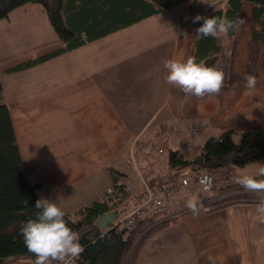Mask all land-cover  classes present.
<instances>
[{
	"label": "crops",
	"instance_id": "crops-1",
	"mask_svg": "<svg viewBox=\"0 0 264 264\" xmlns=\"http://www.w3.org/2000/svg\"><path fill=\"white\" fill-rule=\"evenodd\" d=\"M192 1L93 40L82 32L80 47L19 70L13 68L66 49V43L40 4H26L0 20L3 98L22 160L35 168L30 181L41 182L40 198L53 200L71 216L94 201L109 200L121 217L149 189L177 184L187 171L169 168V150L192 159L210 137L264 128V47L256 87L244 86L253 36L250 2L242 4L239 15L246 24L226 42V79L218 95L198 99L166 83L165 60L194 57ZM190 125L202 126L199 136H204L184 146L178 131ZM165 128L174 131L161 139L163 152H155L151 141ZM114 171L122 174L118 183ZM238 171L236 166L215 171L208 195L193 188L170 198V212L179 215L146 240L136 264H264V218L257 204L209 213L200 207L237 184L245 175ZM189 200L200 207L197 215L188 209Z\"/></svg>",
	"mask_w": 264,
	"mask_h": 264
},
{
	"label": "trees",
	"instance_id": "trees-1",
	"mask_svg": "<svg viewBox=\"0 0 264 264\" xmlns=\"http://www.w3.org/2000/svg\"><path fill=\"white\" fill-rule=\"evenodd\" d=\"M188 1L190 0H0V20L16 8L30 3L40 4L46 9L56 32L66 43V49L13 68L19 70L50 59L65 50L80 47L85 43L81 38L82 32H86L88 40H93L118 26L130 25L164 9L182 6ZM195 1L197 0H193L190 6L192 13L188 20L196 28L203 23L192 22L196 15L236 19L244 2L253 4V36L248 46L246 75L255 76L264 47V0H220L208 8L197 6ZM235 32L230 30L227 36L219 40L212 37L197 39L194 53L197 62L203 61L208 66L218 68L221 61L227 60L225 45L233 39ZM235 136L236 132L230 129L218 137L208 138L198 155L192 159L185 158L179 150H169V168L177 174L187 170L182 174V179L206 172L214 173L229 166L246 167L257 161L264 163V128L246 129L240 133L238 141ZM34 172L35 168L25 163L20 155L10 108L4 102L0 81V264H34L35 257L27 251L19 234L20 223L35 218L38 211L34 204L40 198L37 188L41 182L30 181ZM112 174L118 183L122 174L115 171ZM255 177L264 179L258 175ZM260 195L247 192L240 185L234 184L221 189L218 197L202 201L200 207L209 213L238 204H258ZM114 209L116 204H111L109 200L94 201L77 212L76 220L65 214L68 226L78 233L80 243L85 247L78 264H136L146 240L171 221L155 224L153 219L147 218L133 232L117 227L101 230L96 225V220Z\"/></svg>",
	"mask_w": 264,
	"mask_h": 264
},
{
	"label": "clouds",
	"instance_id": "clouds-1",
	"mask_svg": "<svg viewBox=\"0 0 264 264\" xmlns=\"http://www.w3.org/2000/svg\"><path fill=\"white\" fill-rule=\"evenodd\" d=\"M200 21L203 23L195 29L197 39L212 37L219 40L227 36L230 30L238 31L246 24L245 19H229L227 16L208 18L196 15L192 20L193 23ZM163 66L167 71L166 83L185 96L198 99L216 96L224 86L223 71L203 61L197 62L195 57L167 59ZM256 85L257 78L254 75L244 76L246 89L252 90ZM257 175L264 177V166L258 169ZM236 183L247 192L261 194L256 212L264 218V179L241 175L236 178ZM34 206L38 210L35 218L22 221L19 228L25 248L35 257L34 264H73L85 247L80 243L78 233L68 226L65 212L53 200L44 197L37 199ZM187 207L193 215L199 213L200 207L196 201L189 200Z\"/></svg>",
	"mask_w": 264,
	"mask_h": 264
},
{
	"label": "built area",
	"instance_id": "built-area-1",
	"mask_svg": "<svg viewBox=\"0 0 264 264\" xmlns=\"http://www.w3.org/2000/svg\"><path fill=\"white\" fill-rule=\"evenodd\" d=\"M203 129L204 128L202 126L198 125L182 127L180 131H178L182 145H191L193 138L199 135ZM173 131L174 130L171 128H165L161 130V132H159L157 136L151 141L152 149L155 152L162 153L163 149L160 143L161 139L165 136H168ZM145 146H147V143L145 142L140 144L141 148H144ZM130 156L131 158H134L135 154L131 153ZM141 175L144 178L148 175V172L145 171ZM215 183L216 178L214 174L212 172H206L193 177H184L177 184L159 186L154 190L149 189L145 198L135 209L119 217L108 227V229L117 227L127 232H133L137 226L147 218L153 219L155 224L161 223L165 220L173 219L179 214L170 212L168 205L170 198L179 192L193 188L199 190L203 195H208L214 191ZM205 188L208 190L204 191ZM105 231H107V229ZM79 258L80 257L76 258L73 264H78ZM54 264H56V262H54Z\"/></svg>",
	"mask_w": 264,
	"mask_h": 264
},
{
	"label": "rangeland",
	"instance_id": "rangeland-1",
	"mask_svg": "<svg viewBox=\"0 0 264 264\" xmlns=\"http://www.w3.org/2000/svg\"><path fill=\"white\" fill-rule=\"evenodd\" d=\"M217 1H220V0H197L194 2V4H196L197 6H201V7H204V8H208L209 6H213L214 3H216ZM193 2V1H192ZM194 5V6H196ZM227 60L226 61H221L220 64L218 65V69H220L221 71H223L224 73V76H225V79H226V69H227ZM224 79V81H225ZM204 135H198L196 136L195 140H198L200 137H202ZM237 138V141L239 140L240 136H236ZM167 154H165L166 156ZM261 166H264V163L261 162V161H257V162H254L252 164H249L247 167H237L238 168V172L239 174H245V175H251V176H256L257 173H258V169L261 167ZM213 173V172H212ZM214 176H215V173H213ZM193 177V176H192ZM216 178V177H215ZM75 220L77 219V216H72ZM157 220V219H156Z\"/></svg>",
	"mask_w": 264,
	"mask_h": 264
},
{
	"label": "water",
	"instance_id": "water-1",
	"mask_svg": "<svg viewBox=\"0 0 264 264\" xmlns=\"http://www.w3.org/2000/svg\"><path fill=\"white\" fill-rule=\"evenodd\" d=\"M119 217L117 210L104 213L96 220V225L101 229L105 230L111 223L116 221Z\"/></svg>",
	"mask_w": 264,
	"mask_h": 264
}]
</instances>
